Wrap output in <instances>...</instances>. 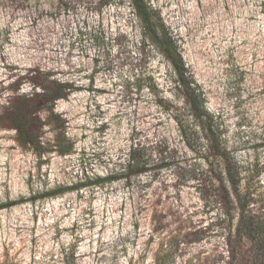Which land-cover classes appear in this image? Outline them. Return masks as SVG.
Returning a JSON list of instances; mask_svg holds the SVG:
<instances>
[{
    "label": "rangeland",
    "instance_id": "rangeland-1",
    "mask_svg": "<svg viewBox=\"0 0 264 264\" xmlns=\"http://www.w3.org/2000/svg\"><path fill=\"white\" fill-rule=\"evenodd\" d=\"M143 2L176 42L234 158L260 170L264 199V0ZM33 69L75 90L39 114L42 153L0 119V264H225L224 216L186 172L200 160L172 113L136 83L152 72L173 97L169 65L130 0H0V113L30 94ZM62 133L66 154L56 149ZM131 149L151 172L95 184L119 175Z\"/></svg>",
    "mask_w": 264,
    "mask_h": 264
},
{
    "label": "trees",
    "instance_id": "trees-1",
    "mask_svg": "<svg viewBox=\"0 0 264 264\" xmlns=\"http://www.w3.org/2000/svg\"><path fill=\"white\" fill-rule=\"evenodd\" d=\"M130 2L142 24L144 38L169 65L167 88L172 89L173 97L170 99L166 96L152 72L141 71L136 83L138 88L146 89L156 106L172 113L171 118L182 142L200 160L198 165L186 172H189V179L196 182L195 189L201 200L205 204H213L224 216L225 264H264V199L259 192L260 170H250L234 158L220 125L205 109L204 93L188 70L173 37L143 0ZM25 83L31 87L30 94L10 98L0 113V119L16 131L17 141L21 145L42 153L41 130L44 122L39 114L53 111L55 104L68 98L75 86L39 69L28 71ZM174 100L181 101L182 112L175 108ZM71 148L70 139L60 134L56 140L57 151L66 154ZM119 166V175L96 177L95 184L115 181L117 177L130 179L151 172L149 162L143 160L136 149H131L127 160ZM258 203L261 204L258 206ZM13 205L9 203L5 207Z\"/></svg>",
    "mask_w": 264,
    "mask_h": 264
}]
</instances>
